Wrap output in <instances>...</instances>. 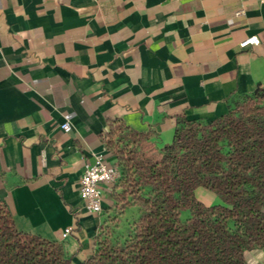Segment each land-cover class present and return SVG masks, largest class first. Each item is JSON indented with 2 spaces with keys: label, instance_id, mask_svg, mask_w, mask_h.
<instances>
[{
  "label": "crops",
  "instance_id": "crops-1",
  "mask_svg": "<svg viewBox=\"0 0 264 264\" xmlns=\"http://www.w3.org/2000/svg\"><path fill=\"white\" fill-rule=\"evenodd\" d=\"M258 87L264 0H0V203L19 231L82 261L103 214L85 209L80 177L97 155L116 165L110 123L161 147L179 117L210 121ZM113 184L99 185L102 210ZM245 256L264 264L262 249Z\"/></svg>",
  "mask_w": 264,
  "mask_h": 264
},
{
  "label": "trees",
  "instance_id": "trees-1",
  "mask_svg": "<svg viewBox=\"0 0 264 264\" xmlns=\"http://www.w3.org/2000/svg\"><path fill=\"white\" fill-rule=\"evenodd\" d=\"M116 129L125 130L124 147L113 140ZM104 142L120 174L111 196L137 205L139 216L124 238L97 233L92 254L75 264H248L246 251H264L260 87L210 121L179 117L172 141L161 147L119 123H110ZM197 188L216 202L203 203ZM0 264L74 263L60 242L19 231L0 203Z\"/></svg>",
  "mask_w": 264,
  "mask_h": 264
},
{
  "label": "built area",
  "instance_id": "built-area-1",
  "mask_svg": "<svg viewBox=\"0 0 264 264\" xmlns=\"http://www.w3.org/2000/svg\"><path fill=\"white\" fill-rule=\"evenodd\" d=\"M260 39L257 35H251L243 39L239 45H257ZM118 167L109 164L102 155L95 156L93 162L84 167L80 177L79 195L84 201V207L89 212L100 213L102 211V190L100 184H112L118 177ZM65 229L64 232H68Z\"/></svg>",
  "mask_w": 264,
  "mask_h": 264
},
{
  "label": "rangeland",
  "instance_id": "rangeland-1",
  "mask_svg": "<svg viewBox=\"0 0 264 264\" xmlns=\"http://www.w3.org/2000/svg\"><path fill=\"white\" fill-rule=\"evenodd\" d=\"M124 135V129H116L113 140L119 147H124L125 143L127 142V140L122 139ZM119 176L120 174L118 173V177ZM121 190V188H117L116 191L120 192ZM207 198L208 196L204 195L202 199ZM102 214L103 222L98 229V234H107L114 239L124 238L133 229L134 223L139 216V207L135 204H132L131 202H129V204H125L123 201H117L113 199L111 206L104 208L102 210ZM187 216V210L181 212L182 219H185Z\"/></svg>",
  "mask_w": 264,
  "mask_h": 264
}]
</instances>
